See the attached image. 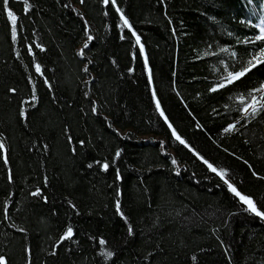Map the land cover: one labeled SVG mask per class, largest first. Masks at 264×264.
<instances>
[{
    "label": "trees",
    "instance_id": "obj_1",
    "mask_svg": "<svg viewBox=\"0 0 264 264\" xmlns=\"http://www.w3.org/2000/svg\"><path fill=\"white\" fill-rule=\"evenodd\" d=\"M29 4L26 10L24 0H9L18 21L13 40L0 0V140L6 149L0 153V255L9 264H264V221L246 212L219 177L172 138L152 98L155 90L192 149L228 168L232 182L264 206V114L222 133L240 118L237 104L227 92H208L223 74L218 59L235 67L215 45L229 44L246 60L254 49L236 37L258 30L240 21L258 23L264 0H116L141 37L143 55L131 32L117 27L119 13L111 4ZM85 20L93 37L87 48ZM258 80H264V67L239 90ZM33 88L36 102L29 99ZM36 187L47 202L31 195ZM117 198L131 236L116 213ZM68 225L73 237L56 244ZM105 249L114 256L106 259Z\"/></svg>",
    "mask_w": 264,
    "mask_h": 264
},
{
    "label": "snow or ice",
    "instance_id": "obj_2",
    "mask_svg": "<svg viewBox=\"0 0 264 264\" xmlns=\"http://www.w3.org/2000/svg\"><path fill=\"white\" fill-rule=\"evenodd\" d=\"M80 3L83 4L84 0H80ZM102 3L108 5L111 4V6L115 7V11L119 13V21L120 23L117 24V27H120L121 25L125 28H127L130 32L132 37L135 38V42L137 45H139V51L143 55L144 53V45L141 43V37L138 35L133 28L132 23L128 19V17L124 14L123 10L116 6V0H102ZM24 4L26 6V10L30 8L29 0H24ZM9 0H3V8L4 11L7 13L8 19L11 21L12 27H11V35L12 39L15 40L17 37V16L13 12V10L8 6ZM108 13H105L107 15ZM241 24L245 25L249 29H257L258 34L254 35L253 37H244L243 40H240L239 37H236V43L237 44H246L251 45L254 51L248 52V58L246 60L244 59H238L239 53L234 50V48L229 44H224L223 46L216 44L215 47L218 52L220 53H228L232 63L235 65V67H231L229 62L225 59H218V63L222 66V72L223 74L218 75L215 82L212 83L211 87L208 88L209 93H217V94H223L225 92L229 93L228 100L234 101L237 104L238 111L240 113L239 119H234L232 122L227 123L222 129V133H233L238 130L237 125L243 121L244 124H248L250 121H252L255 117H257L260 114H264V80H258L255 82L254 86L247 87L245 90L241 91L239 90V86L243 83L244 80L249 79L253 70H257L258 67H264V20H261L260 23H253V20L251 19H241ZM83 31L86 34V40L84 41V48L88 47L89 41L93 40L92 35L89 34L90 32V26L85 20L83 22ZM227 36L232 37L234 35L233 32H227ZM121 39H124V36H121ZM36 48L43 51V45L37 43L35 45ZM208 49H211L213 47L212 44H208ZM33 51L32 45L28 46V52L31 54ZM79 54L81 56L84 55V50L81 49L79 51ZM204 56H215L216 53L211 51H205L203 53ZM199 58V57H198ZM144 67L145 70L149 72V84L152 82L151 78V71L148 66L147 57H144ZM35 70L37 73L41 72V65L39 63L35 64ZM85 71H87V66H85ZM129 72H132L133 69L129 68ZM31 80V78H29ZM45 84H48V81H44ZM50 87V85H49ZM10 92H16L17 89L10 88ZM35 88L32 90V95L29 97V99L33 102H36L38 100L37 95L35 94ZM88 93H85V96H87ZM199 95V93L197 94ZM152 98L156 102V109L160 113L161 117L164 118L165 123L167 124V127L169 128L171 132L172 138L175 139V141H178L181 145H183L186 148H189L194 154L199 158L200 161L203 162L204 165H206L207 169L211 171L212 173H215L219 179L222 181L223 185L226 186L227 190L238 199L240 204L244 207V210L248 213L253 214L255 217H258L260 220L264 221V206L258 205L256 200L251 194H246L242 192L235 183L232 182V180L229 178V169L224 167H219L215 165L213 162H210L209 159L205 158V156L201 155L198 151L191 148V145L188 144V142L179 134L177 129L173 126V124L168 120V117L165 115L164 110L161 108L160 102L156 97V92L153 90L152 92ZM27 103V101H21V104ZM224 107L227 109L229 108L228 104H225ZM93 111H96L95 107L92 109ZM215 111V110H214ZM19 115L21 117L26 116V109L21 106L19 109ZM197 127H202L201 125L197 124ZM65 131L69 132L70 129L65 127ZM67 140L69 143L72 142L73 138L71 135L67 136ZM78 143L80 145H84L85 141L79 140ZM163 144L164 142L161 141ZM45 147H47L45 145ZM72 151H75V148L72 149ZM6 152L5 144L2 140H0V153ZM121 153V149L117 148L115 152V156L119 157ZM4 163H8L7 155H3ZM114 162V161H113ZM95 163L100 164V167L103 170H107L109 168V163L107 161L103 162L102 164L99 161H96ZM177 161L175 158L172 159V164L175 165ZM247 163V162H245ZM89 168L92 167L91 164L88 165ZM176 171H179L176 169ZM253 175H256V173H253ZM119 170H117V179H120ZM8 180H12L11 170H9ZM45 185L47 184V177H44ZM218 187L220 185H217ZM117 197L120 195V190L117 189ZM33 197H41L44 202H47L48 197L45 196L42 192V189L40 187H36L35 191L31 193ZM5 209H7V204L9 203L7 200H5ZM69 204L73 208H75V204H72L71 201H69ZM115 210L116 213L124 220V222L127 224V232L128 235L131 236L133 234V227L130 223H128V217L125 216L124 212L121 210V201L119 198L115 200ZM5 219H10V217L5 212ZM21 232L24 231V229H20ZM74 234V229L71 225H68L66 227V230L60 235L59 239L56 241V244H60L61 241H65L66 239H71ZM99 243L101 245H105V240L103 238L100 239ZM104 257L110 258L114 256V252L110 250H106L103 252ZM195 259V257H193ZM0 264H9L7 258L4 255H0Z\"/></svg>",
    "mask_w": 264,
    "mask_h": 264
},
{
    "label": "rangeland",
    "instance_id": "obj_3",
    "mask_svg": "<svg viewBox=\"0 0 264 264\" xmlns=\"http://www.w3.org/2000/svg\"><path fill=\"white\" fill-rule=\"evenodd\" d=\"M261 12H262V13H261V16H260V21H259V23L261 22V20H264V5H263V9H262Z\"/></svg>",
    "mask_w": 264,
    "mask_h": 264
},
{
    "label": "water",
    "instance_id": "obj_4",
    "mask_svg": "<svg viewBox=\"0 0 264 264\" xmlns=\"http://www.w3.org/2000/svg\"><path fill=\"white\" fill-rule=\"evenodd\" d=\"M159 142H160V140L157 141V143H159Z\"/></svg>",
    "mask_w": 264,
    "mask_h": 264
}]
</instances>
